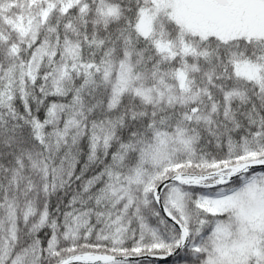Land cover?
<instances>
[{
    "label": "snow or ice",
    "instance_id": "snow-or-ice-1",
    "mask_svg": "<svg viewBox=\"0 0 264 264\" xmlns=\"http://www.w3.org/2000/svg\"><path fill=\"white\" fill-rule=\"evenodd\" d=\"M0 264H264V0H0Z\"/></svg>",
    "mask_w": 264,
    "mask_h": 264
}]
</instances>
